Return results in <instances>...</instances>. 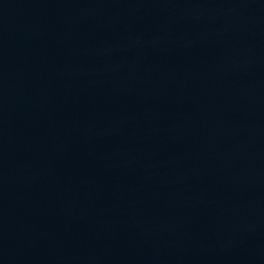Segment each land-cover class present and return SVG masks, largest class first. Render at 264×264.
Listing matches in <instances>:
<instances>
[{"label":"water","instance_id":"95a60500","mask_svg":"<svg viewBox=\"0 0 264 264\" xmlns=\"http://www.w3.org/2000/svg\"><path fill=\"white\" fill-rule=\"evenodd\" d=\"M54 0H0V242L38 57Z\"/></svg>","mask_w":264,"mask_h":264}]
</instances>
